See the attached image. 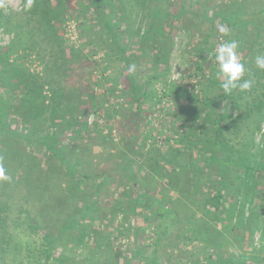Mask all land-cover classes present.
<instances>
[{
  "label": "rangeland",
  "instance_id": "obj_1",
  "mask_svg": "<svg viewBox=\"0 0 264 264\" xmlns=\"http://www.w3.org/2000/svg\"><path fill=\"white\" fill-rule=\"evenodd\" d=\"M94 2L114 22L115 38L83 0H31L30 6L3 0L0 6L5 122L36 138L65 134L62 153L75 172L68 174L43 145L0 131L6 177L0 178V264L42 262L41 234L28 218L54 238L86 205L82 240L80 227L63 232L54 255L107 264H229L227 258L245 256V264H264V70L255 65L264 55L256 35L264 34V17L256 29L245 19L233 25L226 19L256 16L264 0ZM232 40L246 69L242 81L252 86L240 91L237 104L223 99L203 107L200 100L221 93L207 81L218 70L214 50ZM128 72L150 93L141 107ZM42 99V116L21 110L32 101L41 106ZM220 114L228 126L227 166L207 161L214 148L203 139L212 138ZM249 154L253 177L236 167ZM223 182L215 204L213 191ZM137 192L146 202L132 210Z\"/></svg>",
  "mask_w": 264,
  "mask_h": 264
},
{
  "label": "trees",
  "instance_id": "obj_2",
  "mask_svg": "<svg viewBox=\"0 0 264 264\" xmlns=\"http://www.w3.org/2000/svg\"><path fill=\"white\" fill-rule=\"evenodd\" d=\"M84 4L87 8L91 7L97 14H99V18L101 17V21H105L104 25L108 31V33H110L112 35V37L115 38L116 33L114 30V22H112L111 20H109L107 18V13L104 12V10L101 8V6L97 3L94 2L95 0H83ZM109 1V0H108ZM154 16L158 15V12H160V8L154 9ZM263 17H264V10H261L258 14L255 15H249L246 18H242L240 13H232L229 16H226V19L228 21V23L230 24H235L237 23L239 20L241 19H245L249 22L250 25L253 26V28L256 29V27H260L262 26V21H263ZM237 21V22H236ZM263 27V26H262ZM264 29V27H263ZM256 35L259 37H262V39L264 40V34H259L258 32L256 33ZM253 42L256 41L255 39H251ZM201 53V52H200ZM5 55V53H4ZM9 54H6V59H8ZM127 65V64H126ZM197 67L201 69V64H197ZM128 68V66H127ZM19 68L16 69L15 71L18 72ZM214 75V74H213ZM128 80L130 82V87L132 89V99L136 104V107H141L142 105L145 104L144 99L145 97H147L150 93L147 92L145 93V91H143L145 85L142 83L140 85L136 84V80L134 79V76L131 72H128ZM207 81L213 85H218L221 89V93L220 94H214L211 97H205L202 100H200L201 104L203 107H208L213 105L214 103L216 104H220L222 103L223 99H230L232 102H234L235 104H237L238 98L240 97V91L239 90H233L231 93H224L223 89L221 88V83H222V79L218 78L217 74H215L213 77H209L207 79ZM29 89L24 92V94L26 96H30L29 98L31 99V97L35 96V93H33V89L28 87ZM187 98L191 99L192 102L194 103V99H198V98H191L189 95H186ZM43 100H40V105L41 106H36L35 103L29 102V104L26 105H22L21 104V110H24V112L27 114V117L30 115L32 117H36L38 118L39 116H42L44 114V110L40 109L42 107H44L43 104ZM6 99H3L0 96V131L5 132L7 135L15 138V139H21L24 140L26 143H32L34 142L35 144H41L45 147V149L51 151L53 153V155L56 157V159L59 161L60 165H62L66 172L70 175H73L74 172V166L68 161V159L65 157V154L62 153V145L60 144L62 137H64V135L62 134H57V133H50V134H43L40 135L36 138L35 133L33 132H21L15 129H11L10 127H8V125L5 122V118L7 116V108H6ZM46 108V107H44ZM56 111L55 109H53V112ZM24 115V114H23ZM220 117L214 121L215 123V127L213 129V136L212 138H207L204 137L203 139L207 141V144L212 145L211 147L214 148V151H212V154L209 155L208 157H206L207 161L213 160L216 163H218V165H225L227 166L228 164L224 161H222L223 159V155H222V149L226 147L227 145V138L225 137V133L224 130L226 128H228V126L223 125L221 123V118L225 117V114H220ZM250 142V140H249ZM262 156L264 157V149L261 152ZM160 157L163 158L164 153L161 152V154H159ZM250 157L251 154H249L247 157L240 155L238 157V160L240 161V164H237L236 167L240 168L243 171L244 176L246 177H253L254 173L257 171L255 167H253L250 164ZM155 157H153L154 159ZM163 160L165 162H167L168 160H165V158H163ZM171 164H173L172 162H170ZM153 166V171H157L158 169H155V163L151 164ZM172 166H174L173 168H175V164H173ZM183 167V166H182ZM263 171V170H261ZM260 173V172H259ZM256 175V174H255ZM224 182L226 181V179H223ZM222 183L218 188H216V190H214V198H212V202H214L215 204L217 203V199L221 197L222 195V188H224L223 186L225 185V183ZM264 196V194H263ZM262 201H263V197H262ZM146 202V198L145 196H141V194L139 195V193L137 192L135 196L132 197V201H131V207L132 210L134 209V207L137 204ZM88 209V206H84L83 210L79 215V219L71 218V224H62L59 230V233L54 237L51 238L45 231H43L41 228H39V226L36 224V222L34 220H32L31 218H28V225L29 227L32 229V231H38L41 234V238L43 241V245L41 250L42 255L44 256L43 261L42 262H38L37 264H48V263H52V262H56V264H107V263H101V262H94L92 260H90L89 258H83V259H76L74 257H71L69 255H66L63 252H60L59 254L54 255V244L58 241V238L60 236V234H62L63 232H68L69 229L74 228L75 226L80 227L79 228V236H78V240L81 241L82 237L84 236L85 232L83 230V228H81V223H82V219L83 218V213H85V211ZM156 213H160L164 214V211L160 210V208L155 209ZM82 229V230H80ZM245 256H241L240 259L238 260H234L232 257L227 258L226 260H228L227 262H229V264H245ZM153 264H154V260ZM243 261V262H242ZM242 262V263H241ZM194 263H187V264H195ZM129 264H150V262H132ZM198 264V263H196Z\"/></svg>",
  "mask_w": 264,
  "mask_h": 264
},
{
  "label": "clouds",
  "instance_id": "obj_3",
  "mask_svg": "<svg viewBox=\"0 0 264 264\" xmlns=\"http://www.w3.org/2000/svg\"><path fill=\"white\" fill-rule=\"evenodd\" d=\"M31 0H28L30 6ZM0 6H3V0H0ZM218 31L222 35H227L229 29L221 25ZM238 44L235 40L221 43L215 50L214 56L217 63V76L222 79L221 88L224 93H231L233 90L239 91L249 90L252 86L250 80H243L245 73V65L240 61L239 55L236 49ZM255 65L258 69L264 70V55H258L255 57ZM242 81V82H241ZM0 178H6L4 176L3 166L0 165Z\"/></svg>",
  "mask_w": 264,
  "mask_h": 264
}]
</instances>
